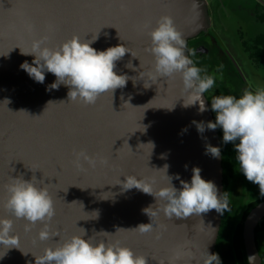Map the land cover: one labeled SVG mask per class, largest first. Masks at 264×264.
I'll return each instance as SVG.
<instances>
[{"label":"water","instance_id":"1","mask_svg":"<svg viewBox=\"0 0 264 264\" xmlns=\"http://www.w3.org/2000/svg\"><path fill=\"white\" fill-rule=\"evenodd\" d=\"M163 15L182 33L191 59L189 41L207 32L211 23L207 0H0V218L11 219V234L19 237V248L0 246V264H35V255L82 229L93 244L119 242L145 256L147 264H202L207 251L215 254L223 214L213 209L168 219L161 212L150 219L144 210H155L156 199L119 184L126 175H135L155 178L159 188L168 175L180 189L198 167L201 177L224 194L218 129H197L201 122L215 121L205 93L207 110L200 113L199 104L184 106L188 96L179 74L157 81L147 76L154 64L146 51L151 46L148 32ZM74 35L82 41L96 37L91 46L97 51L120 44L129 48L135 57L126 53L114 69L129 77L126 86L84 105L69 101L63 84L47 90L56 80L53 74L45 73L44 83H38L21 69L34 56L21 54L20 48L30 51L32 41L44 36L48 41L42 46L55 48ZM208 146L220 148V157L207 153ZM81 150L97 158L94 168L83 159L84 170L75 166V153ZM100 157L107 163L101 164ZM33 176L54 201L55 215L48 223L58 236L45 241L38 239L42 222L25 231L27 221L3 208L11 178ZM263 218L264 200L243 222L247 259L255 255V264H262L256 228ZM148 223L153 227L148 233L117 231Z\"/></svg>","mask_w":264,"mask_h":264},{"label":"clouds","instance_id":"2","mask_svg":"<svg viewBox=\"0 0 264 264\" xmlns=\"http://www.w3.org/2000/svg\"><path fill=\"white\" fill-rule=\"evenodd\" d=\"M28 30H32L31 25H28ZM148 35L151 46L146 51L154 58L152 70L147 73L149 79H171L179 74L188 96V102L184 101V106L199 104V112L206 111L204 93L214 87L215 77L201 75L206 70L197 67L185 54V39L176 29L173 19L167 15L161 16ZM95 39L96 37L92 41H82L74 35L55 48L42 46L46 45L47 36L33 40L30 51L19 47L21 54L34 56L32 63L25 61L20 67L38 83H44L45 73L53 74L56 80L47 90H58L63 84L69 88L67 95L71 102L95 104L101 94L109 91L113 94L116 89L126 86L129 77L118 75L114 69L116 62L131 52L123 44L97 51L91 46ZM131 55L135 57L132 52ZM191 55L195 53L192 52ZM127 67L131 68V63ZM211 110L216 114L215 121L197 124L198 131L203 132L205 128L222 129L223 142L234 144L240 172L249 182L258 185L260 195L264 196V89L255 92L246 89L239 98L233 95L215 96L211 100ZM207 153L219 158L220 148L208 146ZM75 156L73 163L80 170H84L81 159L92 168L97 164V158L87 155L83 150L75 153ZM99 162L106 164L107 160L100 157ZM167 168L168 165H165V175ZM200 171L198 167H194L191 181H181L180 189L172 185L173 177L168 175L167 184L159 188L154 187L155 178H137L135 175H126L125 180L119 184L124 190L135 188L156 199L155 210L149 211L153 206L144 210L150 219L161 212L168 219L187 218L213 209L223 214L229 208L225 193L219 195L216 185L203 179ZM11 179L12 182L5 186V211L16 219L26 220L25 231H31L37 222H42L44 227L38 233L41 241L58 236V233H52L49 229L48 222L54 217L55 208L47 187H38L35 176L31 180ZM12 230L13 221L0 218V246L6 249L19 248V237L11 234ZM82 230V234L58 241L54 248H46L42 255H35V264H147L145 256L135 254L119 242L100 241L93 244L90 238H84L86 233ZM118 230H133L143 234L151 232L153 227L152 223H148L132 229ZM256 259L255 255L248 257L250 264H255ZM202 264H220L218 254L207 251L206 256L202 257Z\"/></svg>","mask_w":264,"mask_h":264},{"label":"flooded vegetation","instance_id":"3","mask_svg":"<svg viewBox=\"0 0 264 264\" xmlns=\"http://www.w3.org/2000/svg\"><path fill=\"white\" fill-rule=\"evenodd\" d=\"M216 2L217 0H207L211 19L207 32L191 39L188 43V51L194 64L206 70V73L202 72L201 75L208 74L215 77L214 87L205 93L210 107L211 100L215 96L233 95L239 98L246 89L253 92L264 89L244 73L240 58L235 56L234 44L224 35L228 33V29L221 21L222 17L218 15L219 8L216 7ZM229 3L232 9L227 12H232V19L243 20L248 28L246 35L242 34L241 27L237 32L239 36L237 40L241 42L248 60L246 66L260 72L261 69L264 71V0H229ZM192 52L195 55H191ZM213 115L215 119L214 112ZM217 129L223 156L224 193L229 204L228 210L223 213L221 226L226 243L227 238L230 237L229 233L231 234L233 228L239 224L235 216L239 215L240 210H243L241 214L243 216L247 209L260 203L264 196L260 195L259 186L249 182L240 172L234 144L231 142L225 144L222 129L219 127ZM247 188L251 191L252 199L245 204L243 196ZM232 221H236V224L231 223ZM228 224L229 226L226 227ZM257 246L264 264V231L259 236Z\"/></svg>","mask_w":264,"mask_h":264},{"label":"rangeland","instance_id":"4","mask_svg":"<svg viewBox=\"0 0 264 264\" xmlns=\"http://www.w3.org/2000/svg\"><path fill=\"white\" fill-rule=\"evenodd\" d=\"M216 5H217L216 7L219 8L218 15H219V17H222V20H221L222 23H224L228 29V33H224V35L227 36L229 38V40L234 44L235 50H236L235 56L237 58H240V60H241L240 65H242V69L244 70V73L246 75H248V77L253 82H256L258 85H262L264 87V71H262V69H261V72H260V70L253 69L250 66L249 67L246 66V65H248L246 63L248 60H247L246 56L244 55L243 49L241 47V42L239 40H237L239 38L238 33H237L240 30L239 27L242 28V34L246 35L245 33H246L248 28H246L244 21L241 19L234 21V19H232V17H231L232 12H227V10L230 11V9H227L229 6V2H227V0H217ZM221 9H223V10H221ZM250 192L251 191L248 188L245 190V194L243 196V198H244L243 203L246 204V203H248L249 200L252 199ZM242 212H243V210H240L239 215L235 216L236 221L238 223H240L243 219V216L241 215ZM236 221H232L231 223H234V225H235ZM228 226H229V224L226 227H228Z\"/></svg>","mask_w":264,"mask_h":264},{"label":"trees","instance_id":"5","mask_svg":"<svg viewBox=\"0 0 264 264\" xmlns=\"http://www.w3.org/2000/svg\"><path fill=\"white\" fill-rule=\"evenodd\" d=\"M264 200V199H263ZM262 200V201H263ZM257 204L247 209L243 215L242 221L233 228L229 238L225 243L224 234L220 231L219 241L215 254H218L220 264H248L246 250L243 240V222L252 208ZM264 231V218L260 221L256 228V240L259 243V236Z\"/></svg>","mask_w":264,"mask_h":264},{"label":"crops","instance_id":"6","mask_svg":"<svg viewBox=\"0 0 264 264\" xmlns=\"http://www.w3.org/2000/svg\"><path fill=\"white\" fill-rule=\"evenodd\" d=\"M229 0H227V2H228ZM239 6V5H238ZM231 8V6H230V3H229V6H228V8L227 9H230ZM241 8V7H240ZM232 9V8H231ZM221 10H223V9H221Z\"/></svg>","mask_w":264,"mask_h":264}]
</instances>
